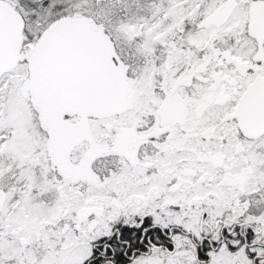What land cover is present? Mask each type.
I'll list each match as a JSON object with an SVG mask.
<instances>
[{"label":"snow or ice","instance_id":"obj_1","mask_svg":"<svg viewBox=\"0 0 264 264\" xmlns=\"http://www.w3.org/2000/svg\"><path fill=\"white\" fill-rule=\"evenodd\" d=\"M0 264H264V0H0Z\"/></svg>","mask_w":264,"mask_h":264}]
</instances>
